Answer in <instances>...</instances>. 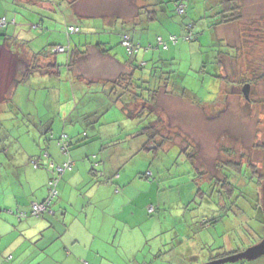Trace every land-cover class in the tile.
Here are the masks:
<instances>
[{
  "label": "rangeland",
  "instance_id": "rangeland-1",
  "mask_svg": "<svg viewBox=\"0 0 264 264\" xmlns=\"http://www.w3.org/2000/svg\"><path fill=\"white\" fill-rule=\"evenodd\" d=\"M187 2L184 15L176 13L174 1L165 4L174 27L167 25L164 29L165 24L154 25L179 37L176 58L159 66L170 72L171 89L173 86L186 88V93L181 96L183 94L176 89L169 97L162 95L157 112L167 125V130L162 128L163 135H170L172 142L180 143L183 148L171 143L160 150L155 144L146 143L149 134L145 133L140 138L120 141L107 153L100 154L107 177L112 176V167L116 165L115 171L121 178L114 180L98 174L96 185L102 190L98 196L103 200L100 204H91L93 213L96 211L99 215L91 221L93 237H90L100 256L93 255L95 261L87 260L88 264H204L230 255L228 253L244 251L261 240L264 224L256 209L258 183L249 174H242L239 183L242 185L237 186V180H232L236 178L234 166L220 164L225 160L249 159L259 173L264 172V148L257 146V143L264 144V31L258 39L252 35L259 20L264 22V0H244L242 21L219 26L216 30L207 27L214 10L206 7L210 0ZM191 24H194L193 32L199 33L202 61L199 43L181 36L185 25ZM59 26L66 28V22L60 20ZM153 32L152 27L143 34L140 30L143 35L140 41L144 43L148 36L153 39ZM255 41L258 42L256 47H250ZM166 52L164 57H168ZM220 52H229V56L224 57L223 68L219 62ZM66 76L62 75L60 86L63 101L68 99L69 90L75 84ZM247 81L252 84L248 99L243 91ZM52 88L47 87L46 93ZM116 110L121 112L120 107ZM99 111L98 120L102 121L96 125L101 128L102 137L98 142L103 147L113 137L110 133L128 137V132L133 130L135 134V129L148 127L149 121L154 119L151 116L145 122L139 118L119 122L110 117L115 112L111 110L105 114L108 120H103ZM0 117L4 118L0 119V132L6 135L5 138L0 136V143L9 149L2 151L5 160L20 159L22 136H16L13 109L1 112ZM64 127L77 136L89 130V125L81 120L66 122L63 118L57 122L56 131ZM92 161L93 165L96 159ZM29 169L36 170L32 161L27 171H31ZM221 169L235 185L233 191L229 180L217 179L222 178ZM242 171H247L245 164ZM114 181L122 190L119 195L115 193ZM151 205L155 207L154 212L148 210ZM118 210L121 213H117ZM4 236L7 238L8 234ZM30 242L35 253H39L41 247V253L49 252L55 244L43 239ZM33 247L26 252L34 254ZM33 259L35 256L30 261ZM240 262L242 260L237 263L264 264V255Z\"/></svg>",
  "mask_w": 264,
  "mask_h": 264
},
{
  "label": "crops",
  "instance_id": "crops-1",
  "mask_svg": "<svg viewBox=\"0 0 264 264\" xmlns=\"http://www.w3.org/2000/svg\"><path fill=\"white\" fill-rule=\"evenodd\" d=\"M62 2H64L61 5L64 10L61 9L60 12L58 9L61 6L58 5L57 8L50 1L40 3L39 0H0V15L15 19L17 22L16 26L9 25L0 30V113L13 109L16 116V123L15 120L13 123L18 129L16 136H22L21 157L17 160L12 158V161L7 162L2 151L8 152L9 149L4 148L0 143V264H31L34 261L35 264H88L87 260L92 262L95 261L94 256H100L93 247L91 239L93 236L90 231L91 221L99 215L96 211L93 213L91 204H100L103 200L102 196H98L102 192L96 185L99 182L98 174L108 176L100 154L107 153L112 145L135 136L132 134L133 130L124 138L116 136V133H110L113 137L106 141L105 147L98 142L102 137L101 128H97L96 125L97 122L102 121L98 120L99 110L103 120L105 114L111 110L115 111L110 116L114 118L113 120L119 122L125 119L132 120L122 110L121 112L116 110L119 104L113 102L114 98L111 94L114 91L113 80L121 73L133 70V64L128 62L119 44L118 33L129 30L133 38L142 43L140 41L143 38L142 34L150 27L154 28V38L148 36L143 43L147 47L151 45L152 48L146 47V50L139 53L135 60H147L154 53L156 54L157 36L166 38L174 34H167L160 29L164 24V29L167 25L174 27L175 23L168 21V16L161 7L153 8L154 12L156 9L159 19L155 15L156 20L152 21L153 23L148 22V11L142 5L143 0H64ZM36 11H44L50 16L41 21ZM138 11L140 14L137 15L136 20L135 15ZM60 20L68 23L82 22L92 31L90 35L85 33L73 37L74 48L80 47L85 53L84 56L86 54L87 56L74 68V74L79 81L70 88L68 99L65 101L62 100L60 76L38 74L29 78L26 83H15V79L21 77L20 70L24 65V58L28 59L31 52L43 50L51 43L67 44L65 28L59 26ZM135 20L139 24L134 25ZM158 22H162L160 23L162 26H157V29L154 25H159ZM38 23L42 24V30ZM13 37L24 40L31 52L16 39H12ZM104 43L106 47H113L103 52L101 48ZM198 53L200 54L199 50ZM56 83L59 87H56ZM47 87L53 88L46 93ZM91 93L100 97L96 103L92 104L96 99L94 95H90L91 103H80L81 95ZM63 118L66 122L81 120L83 124H88L89 130L83 132H87L94 142L73 144L69 153L63 152L56 141L62 134H68L74 142L83 138V135L77 136L66 127L57 132L56 124ZM108 118L106 117L105 120ZM0 119L4 120L2 117ZM0 136L6 137L1 132ZM140 148L141 145L137 151ZM45 152L47 153V157L43 160L45 168L27 171L30 161L39 158ZM10 154L9 152L8 155ZM70 158L74 160V168L72 171H67L58 184L59 193L53 204L55 213L34 218H19L17 215L19 211L29 212L33 202H40L48 196L50 162L61 164ZM92 158L96 159L93 165ZM115 169L116 165L112 167V176L107 178L114 180L121 178L120 173ZM118 185L116 183V195L122 191ZM117 213H121V210ZM6 234H8L7 238L4 236ZM42 239L47 240L48 243H55L54 247L51 251L43 253L41 247L40 252L35 253L30 240L37 242ZM29 247H33L34 254L26 252ZM34 256L36 259L30 261ZM46 256L49 260L45 259Z\"/></svg>",
  "mask_w": 264,
  "mask_h": 264
},
{
  "label": "trees",
  "instance_id": "trees-1",
  "mask_svg": "<svg viewBox=\"0 0 264 264\" xmlns=\"http://www.w3.org/2000/svg\"><path fill=\"white\" fill-rule=\"evenodd\" d=\"M49 1L53 3V5L57 8H59L58 5L61 6L62 4H64V2H62L64 0H39L40 3L41 2L49 3ZM143 1H144V4H142L143 7L147 9L148 11V19H149L148 22H152L156 20L155 18V15L157 16L156 9H155V12L153 9L155 7H161L163 12L167 14L168 19H169L168 21L169 22L173 21L172 15L168 13V11L166 10L167 5L165 4L168 2H171V1L175 2V11L179 15H184L188 7V2H187L188 0H143ZM243 1L244 0H210V2L206 4V7L208 9H214V10H213V13L210 14L209 16L210 21L207 27L210 28V30L211 29L216 30L217 27L219 26L242 21L243 16H244L243 15V8H244ZM181 6L183 8L182 12H180L179 10ZM61 9L62 11L64 10L63 7L61 6V8L58 9V11L62 12ZM36 13L39 15L41 21L49 17L45 14L44 11H36ZM139 14L140 12L138 11L137 14L135 15L136 20L138 18L137 15ZM205 17H207L206 13H205ZM157 19H159L158 16H157ZM136 20L134 21V25L138 23ZM262 20L263 19L259 20L260 24L257 25L255 34H252L257 39L260 38L261 32L264 31V22ZM158 23H162V22H158ZM16 24L17 22L15 19H8L6 16L0 15V30L1 28H7L9 25L16 26ZM37 25L39 26L40 30H42V27H41L42 24L38 23ZM1 26H4V27H1ZM71 27L74 28V31L70 30ZM193 28H194V24H191L190 26L185 25V31L182 32L181 36H183L185 40L195 41L199 43V45L201 46V50H199L201 54L200 61H202V58H203L202 44L200 43L199 33L193 32ZM202 31L203 30H201V32ZM91 32L92 31L89 30L84 24H82V22H76V23L66 22V28L64 31L65 36H66L65 41L67 42L66 45H63V43H56V44L51 43V44H47L45 48H43V50H40L34 53L31 52L30 48L27 47L24 40L21 41L18 38L17 39L14 38L15 37L14 36L12 39H16L17 42H20L21 44L24 45V47H26V50L28 51L30 50L31 52L30 57L28 59L24 58V66H21V70H20L21 77L15 79V83L16 84L26 83L27 80H29V78L35 77L38 74H45V75H50V76H55V77L60 76L62 78V75L64 73L67 75V79L69 81H72L74 83L79 81L78 77L74 74V68L79 64V62L82 59L86 58L87 54L86 56H84L85 53L81 51L80 47L74 48V46L72 45L73 39H74L73 37L80 36L85 33L86 35H90ZM118 35H119V44L122 46L124 50V54L126 55L128 59V62L133 64V70L131 72H123L115 80H113V82H115L114 89H113L114 91L112 90L113 93L111 92L114 98L113 102L119 104L118 106L129 119L139 118L141 122L143 121L145 122V120L148 118H151V116L154 117L153 120L149 121L150 124L148 127H144V128L143 126L141 128L139 127L136 130V133L133 134V136L134 135L135 136L132 138H140L141 135L147 133L149 135L147 136L146 143L147 144L153 143L157 147H159L160 150L164 149L166 146L170 145L171 143H176L178 145H181L178 142H175V141L172 142L173 138L170 137V135L168 136L163 135L164 130L162 128H166L167 125L164 122V118L161 120L162 117H160L159 116L160 114H158L157 112V109H159V101L161 100V95L167 94L166 96L169 97L171 95H168V94L173 93L177 89L176 86H173V90L171 89L172 86L170 87L169 79H168L170 72L165 71L161 66H159V64L165 63L170 58L171 59L176 58L177 48L180 45L179 37L176 34H170L166 38L160 35L157 36L156 42H155L156 49L155 47H153L156 51V54L154 53L151 56V58L147 60H142V59L135 60L136 56L139 53H141L144 49L146 50L147 46H145V44L143 43L136 41L133 38V35L129 32V30H122V32L118 33ZM217 40L222 41L221 38L220 39L218 38ZM257 43H258L257 41L251 43L250 47L253 46L255 48L256 47L255 44ZM98 45L100 47V43ZM112 47H106V44L104 43V46L101 48V50L103 52H107ZM60 48H62V50H60ZM147 48H152V46L149 45ZM158 48L162 49L163 51H161L160 53V50L157 51ZM165 51H167V53L169 52L168 57L163 56L164 55L163 53ZM24 54L29 55V53H24ZM226 56L227 57L229 56V52L219 53V62L221 64L220 65L221 68H223L224 66V59H225L224 57ZM202 71H204V69H202ZM213 76L216 77V75H213ZM219 77L222 78V75L220 74ZM262 79H264V75ZM247 82L250 84V87H251L252 85L251 82L249 81ZM176 91L183 94L181 96H184V94L186 93V88L181 87V89H177ZM90 95H94V94L91 93V94L81 95V97H79V100H81L80 103L82 102L83 103L86 102L87 104L91 103ZM94 96L96 99L94 100L92 104L96 103V101L99 100L100 98V97H96V95ZM187 105H190V103H188ZM156 121H160V122H156ZM168 121L170 122V120ZM94 122H97V121H94ZM159 124L161 125L163 124L165 127L163 125L159 126ZM91 140H92V137L90 138L87 132H83V138L76 142H74L68 134H62L59 138H57L56 141L61 147V150L63 152L69 153L70 148L71 146H73V144L79 145L81 143H89ZM146 145H144L145 148L147 147ZM257 146L260 147L261 149L264 148L263 143H260V144L257 143ZM46 157H47V153L45 152L39 158L37 157L33 159L32 164L34 165V167L38 169L41 167L45 168V163H43V160ZM246 160L247 161H241V160L236 161L232 159L225 160L226 162H222L220 165L229 164L231 166H234V169L236 171L235 172L236 178H232V180L234 182L237 180V186L240 183V180L242 179L240 177H243L242 174L244 175L249 174L251 178L252 177L255 178V182L258 183L257 184L258 185V193H257L258 202L256 204V209L258 210V213L260 216L259 220L264 224V212L262 208V187L264 184V172L262 174L259 173L256 168V165L249 162V159H246ZM65 162H69L71 168H66L63 172H58L56 170V167H52L51 165L48 166L49 170L51 171V177L49 180H57V183L55 186L56 188L58 187V184L60 180L62 179L63 175L67 171H72L74 168V160L70 158ZM65 162L61 164H64ZM51 163H53L54 166L58 165L54 163L53 161H51L50 164ZM243 164H245L247 167L246 172L242 171ZM220 174H223L222 178L217 177L215 174H211V175L213 177H217L218 180L220 179L229 180L228 178L229 176L224 175L222 169L220 170ZM229 183L231 186V191H233V188L235 185L232 182H230V180H229ZM48 185H49V181H48ZM239 185H242V183ZM48 191H49L48 196L44 200L38 202V203H45L46 208L43 211L39 212L38 215H34L35 217H40L41 215L47 214V213H52V214L55 213V211L53 210V204H54V201L57 199L59 192H57V194L51 198V196L49 197L50 188L48 189ZM231 197H233V194L231 195ZM151 206L153 207L154 209L153 212H154L155 207L153 205ZM17 215L19 216V218H25L28 216H32L31 210L27 213L26 216H21L20 211L17 213ZM263 236H264V229L262 231V235L260 236V239ZM228 254H231V253H228ZM229 264H238V263H229Z\"/></svg>",
  "mask_w": 264,
  "mask_h": 264
},
{
  "label": "water",
  "instance_id": "water-1",
  "mask_svg": "<svg viewBox=\"0 0 264 264\" xmlns=\"http://www.w3.org/2000/svg\"><path fill=\"white\" fill-rule=\"evenodd\" d=\"M250 89V84L247 83L245 84L243 91L245 93L246 98L248 99V92ZM262 208L264 212V184L262 187ZM264 255V236L261 238L259 242L256 244L249 246L247 249L244 251L235 253V254H230L225 257L217 258L214 260H210L207 263L204 264H229V263H237L240 260H254L259 257Z\"/></svg>",
  "mask_w": 264,
  "mask_h": 264
},
{
  "label": "built area",
  "instance_id": "built-area-1",
  "mask_svg": "<svg viewBox=\"0 0 264 264\" xmlns=\"http://www.w3.org/2000/svg\"><path fill=\"white\" fill-rule=\"evenodd\" d=\"M180 12L183 11V8L182 6L179 8ZM71 31H74V28L71 27L70 28ZM60 50H62V48H60ZM36 166V165H35ZM56 167V170L58 172H63L66 168H71L69 162H65L64 164L62 165H58V166H54ZM56 183H57V180H49V186H50V195L49 197L51 196V198L57 194V189H56ZM46 208V204L45 203H38V202H35L32 204V208H31V215H38L39 212L43 211L44 209ZM153 207H149V212H153ZM20 215L21 216H26L27 213L26 212H20Z\"/></svg>",
  "mask_w": 264,
  "mask_h": 264
},
{
  "label": "clouds",
  "instance_id": "clouds-1",
  "mask_svg": "<svg viewBox=\"0 0 264 264\" xmlns=\"http://www.w3.org/2000/svg\"><path fill=\"white\" fill-rule=\"evenodd\" d=\"M50 165H51L52 167H54V164H53V163H51ZM58 165H62V164H58ZM58 165H57V166H58ZM35 168H36V167H35ZM56 189H57V188H56ZM57 192H58V189H57ZM33 203H35V202H33ZM31 208H32V206H31ZM30 210H31V209H30ZM20 212H22V211H20ZM26 213H28V212H26ZM32 216H34V215H32Z\"/></svg>",
  "mask_w": 264,
  "mask_h": 264
}]
</instances>
